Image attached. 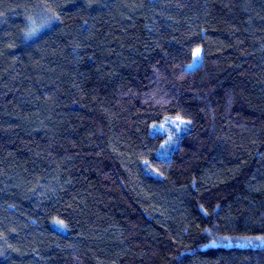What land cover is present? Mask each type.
I'll use <instances>...</instances> for the list:
<instances>
[{"label":"trees","instance_id":"obj_1","mask_svg":"<svg viewBox=\"0 0 264 264\" xmlns=\"http://www.w3.org/2000/svg\"><path fill=\"white\" fill-rule=\"evenodd\" d=\"M0 264H264V0H0Z\"/></svg>","mask_w":264,"mask_h":264},{"label":"rangeland","instance_id":"obj_2","mask_svg":"<svg viewBox=\"0 0 264 264\" xmlns=\"http://www.w3.org/2000/svg\"><path fill=\"white\" fill-rule=\"evenodd\" d=\"M195 51H196V49L194 50V53H195ZM200 58H201V49H200ZM199 62H200V59L198 61H195V63H194V55H193V59L187 65V67L188 68H194L195 66H197L199 64ZM181 124H182V122L177 121V119H169V120H166L163 123L154 124L153 127L151 128V130H152V132H154L155 130L166 132L168 134V137L170 138V134L168 133L169 130H165V128L172 129V131H173V129H174V131H179V129L181 128ZM166 144H167V141L162 145V147L165 146ZM159 154H161L160 151H159ZM163 154H165V153H163Z\"/></svg>","mask_w":264,"mask_h":264},{"label":"snow or ice","instance_id":"obj_3","mask_svg":"<svg viewBox=\"0 0 264 264\" xmlns=\"http://www.w3.org/2000/svg\"><path fill=\"white\" fill-rule=\"evenodd\" d=\"M37 30L38 29H33V31L29 33V35L34 34V32L37 31ZM193 55H194V63H195V61H198L200 59V49L197 48Z\"/></svg>","mask_w":264,"mask_h":264}]
</instances>
